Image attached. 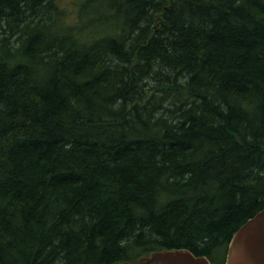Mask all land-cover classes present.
<instances>
[{
    "label": "trees",
    "instance_id": "obj_1",
    "mask_svg": "<svg viewBox=\"0 0 264 264\" xmlns=\"http://www.w3.org/2000/svg\"><path fill=\"white\" fill-rule=\"evenodd\" d=\"M264 207V0H0V264H225Z\"/></svg>",
    "mask_w": 264,
    "mask_h": 264
},
{
    "label": "water",
    "instance_id": "obj_2",
    "mask_svg": "<svg viewBox=\"0 0 264 264\" xmlns=\"http://www.w3.org/2000/svg\"><path fill=\"white\" fill-rule=\"evenodd\" d=\"M118 264H212L205 255L186 248H163ZM225 264H264V207L233 234Z\"/></svg>",
    "mask_w": 264,
    "mask_h": 264
},
{
    "label": "rangeland",
    "instance_id": "obj_3",
    "mask_svg": "<svg viewBox=\"0 0 264 264\" xmlns=\"http://www.w3.org/2000/svg\"><path fill=\"white\" fill-rule=\"evenodd\" d=\"M79 1L80 0H61V5L72 11Z\"/></svg>",
    "mask_w": 264,
    "mask_h": 264
},
{
    "label": "flooded vegetation",
    "instance_id": "obj_4",
    "mask_svg": "<svg viewBox=\"0 0 264 264\" xmlns=\"http://www.w3.org/2000/svg\"><path fill=\"white\" fill-rule=\"evenodd\" d=\"M136 260H137V258H136L134 261H131V260H130V262H136ZM128 261H129V260H128ZM117 264H118V263H117Z\"/></svg>",
    "mask_w": 264,
    "mask_h": 264
}]
</instances>
